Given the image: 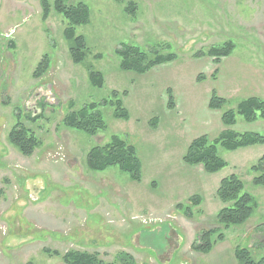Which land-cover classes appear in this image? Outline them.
I'll return each mask as SVG.
<instances>
[{"label":"rangeland","instance_id":"obj_1","mask_svg":"<svg viewBox=\"0 0 264 264\" xmlns=\"http://www.w3.org/2000/svg\"><path fill=\"white\" fill-rule=\"evenodd\" d=\"M79 1L89 5L91 19L77 27V34L85 36L90 49L86 62L103 73L102 87L91 83L86 65L73 61L62 14L52 9L43 20L40 0H0V188L6 191L0 199V264L63 261L46 254L45 247L61 254L111 248L100 253L106 261L125 251L139 264H216L218 258L236 264L237 246L249 248L255 259L264 256V185L253 182L252 171L264 155V143L235 150L218 145L226 165L216 172L183 159L201 135L214 140L226 129L264 134L263 118L248 122L238 115L231 126L221 118L243 99L264 98V0L67 3ZM130 1L136 3L135 13L126 10ZM227 41L235 48L220 63L209 55L194 56ZM122 44L162 48L175 52L177 59L143 74L125 71L119 66ZM45 53L51 66L34 78ZM199 75L205 78L198 80ZM169 88L173 109L168 107ZM113 90L128 91L123 101L129 119L116 118L111 105H102L106 130L90 135L62 126L71 102V110H78L108 99ZM214 91L227 99L221 109L209 108ZM41 112L36 122L27 118ZM17 113L43 141L30 156L7 139ZM154 118L156 128L150 124ZM114 135L136 146L141 181L118 166L103 171L88 167L89 150ZM231 174L241 178L258 207L244 224L223 227L226 239L211 253L195 251L190 244L200 232L220 226L217 215L230 203L217 191ZM193 195L201 196L200 205L191 203ZM179 203L184 207L177 208Z\"/></svg>","mask_w":264,"mask_h":264},{"label":"trees","instance_id":"obj_2","mask_svg":"<svg viewBox=\"0 0 264 264\" xmlns=\"http://www.w3.org/2000/svg\"><path fill=\"white\" fill-rule=\"evenodd\" d=\"M42 6V19L46 20L54 9L67 19V26L64 29V36L70 44V54L75 63L86 65L88 69L89 79L94 86L102 87L105 83L103 73L95 70L94 66H90L87 62V56L90 49L87 45L86 38L82 34H77V27L88 24L91 19V10L87 3L79 1L76 3H67V0H40ZM136 3L130 1L126 7L127 11L135 13ZM13 45V43L11 44ZM235 48L232 41H227L222 45H212L209 49H200L194 56L201 57L209 55L213 57L216 63H220L222 57L228 56ZM120 57L119 66L125 71H134L140 74L150 71L152 68L174 61L177 59L175 52H163L162 48L155 50H146L139 45L122 44L118 49ZM51 66V58L45 53L40 60L38 66L33 72L34 78L43 76ZM219 69L217 68L213 77H216ZM203 75L198 76V80H202ZM128 91L120 92L113 90L111 97L101 102H91L85 104L78 110H71L73 103L70 104V111L63 117L61 124L65 128L84 131L90 135H96L100 131L107 129V123L100 111V106L111 105L114 108V116L120 119H129L130 112L125 107L123 97ZM168 107L173 109L176 107L173 90L168 89ZM227 103V99L221 97L214 91L210 101L209 108L221 109ZM43 113L27 116L31 121L36 122L42 118ZM241 115L246 121L253 122L259 118L264 119V98L252 96L241 100L235 108H230L222 113V122L226 126L236 124L237 116ZM18 121L9 130L7 139L18 150L26 155H32L35 150L42 146L43 141L37 135L36 131L27 126L20 119V113H17ZM152 127H157L158 119L154 118L150 122ZM264 143V134L260 132H237L226 129L214 140L208 135H201L190 143L183 159L191 165L202 164L208 172H216L226 165V161L218 154V145L229 150H235L255 144ZM88 167L93 171H103L112 166H118L122 171L128 173L135 181L142 180V162L138 154L137 148L127 139L114 135L111 140L105 144L92 147L87 155ZM255 173L253 182L257 185H264V155L259 161L252 166ZM218 197L225 203H230L223 207L218 215L217 222L220 226L209 228L200 232L199 237L193 242L192 249L195 251L208 253L216 242L224 240V228L232 225L244 224L254 214L258 207L256 198L245 191L244 183L237 174H231L221 180L217 191ZM6 196L5 188H0V199ZM193 205H200L202 198L200 195H193L191 198ZM177 208H183L184 204L179 203ZM188 216L193 215L191 206L187 207ZM43 251L48 255H56L62 258L66 264H139L135 257L125 251H121L116 255L115 261H106L100 256L99 252H90L85 250H68L61 254L59 250L45 247ZM235 258L237 264H264V256L255 259L252 252L247 247L237 246L235 248ZM25 264H35L29 260Z\"/></svg>","mask_w":264,"mask_h":264},{"label":"crops","instance_id":"obj_3","mask_svg":"<svg viewBox=\"0 0 264 264\" xmlns=\"http://www.w3.org/2000/svg\"><path fill=\"white\" fill-rule=\"evenodd\" d=\"M86 215V214H85ZM85 215H84V217H85ZM103 218V217H102ZM84 220L86 221V218H84ZM85 221H83V222H85ZM226 239V238H225ZM224 239V240H225ZM224 240H221V241H218V242H223ZM218 242H216V244L218 243ZM192 244V243H191ZM190 244V248L192 249V245ZM216 244L214 245V247H213V249L212 250H215V248H216ZM104 248V247H103ZM103 248H101L100 250L99 249H94V250H88V248H81V249H84V250H87V251H96V252H99V253H109L110 251H111V248L110 249H107V250H105V249H103ZM212 250L210 251V252H208L207 254H209V253H211L212 252ZM117 254V253H116ZM116 256V255H115ZM136 259V258H135ZM236 259V258H235ZM58 264H66L64 261H62V262H60V263H58ZM216 264H222L221 262H220V258H218L217 259V263ZM236 264H237V260H236Z\"/></svg>","mask_w":264,"mask_h":264}]
</instances>
